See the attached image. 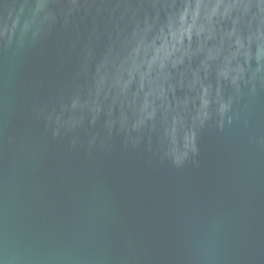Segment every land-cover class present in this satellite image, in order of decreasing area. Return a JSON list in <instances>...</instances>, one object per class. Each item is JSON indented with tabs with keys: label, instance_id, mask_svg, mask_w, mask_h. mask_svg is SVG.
Returning <instances> with one entry per match:
<instances>
[{
	"label": "water",
	"instance_id": "obj_1",
	"mask_svg": "<svg viewBox=\"0 0 264 264\" xmlns=\"http://www.w3.org/2000/svg\"><path fill=\"white\" fill-rule=\"evenodd\" d=\"M0 264H264V0H0Z\"/></svg>",
	"mask_w": 264,
	"mask_h": 264
},
{
	"label": "clouds",
	"instance_id": "obj_2",
	"mask_svg": "<svg viewBox=\"0 0 264 264\" xmlns=\"http://www.w3.org/2000/svg\"><path fill=\"white\" fill-rule=\"evenodd\" d=\"M220 7L219 3L215 6V8L213 9V12H212V15H215L216 14V9H218ZM200 8H201V4L200 3H197V6H196V11L194 13H192V24L191 25H188V31L189 33L192 31V28L195 27V23H196V19L197 17L199 16L200 14ZM188 15V12L187 10L185 11V13L182 15L181 17V23L182 25L184 24V17ZM210 18V17H209ZM199 31H203V28L201 27L199 29ZM211 58V57H210Z\"/></svg>",
	"mask_w": 264,
	"mask_h": 264
}]
</instances>
